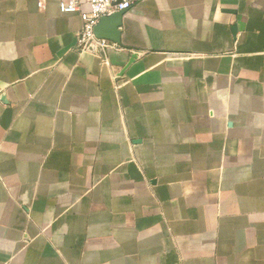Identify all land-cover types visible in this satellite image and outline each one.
Returning a JSON list of instances; mask_svg holds the SVG:
<instances>
[{
    "label": "crops",
    "instance_id": "0c3cea01",
    "mask_svg": "<svg viewBox=\"0 0 264 264\" xmlns=\"http://www.w3.org/2000/svg\"><path fill=\"white\" fill-rule=\"evenodd\" d=\"M81 19L0 0V264H264V0Z\"/></svg>",
    "mask_w": 264,
    "mask_h": 264
},
{
    "label": "built area",
    "instance_id": "2783aa9c",
    "mask_svg": "<svg viewBox=\"0 0 264 264\" xmlns=\"http://www.w3.org/2000/svg\"><path fill=\"white\" fill-rule=\"evenodd\" d=\"M47 0H38V6L45 7ZM64 12H75L83 20V27L78 36L81 52H93L106 58L111 41L96 35L95 27L103 17L131 8L133 0H58Z\"/></svg>",
    "mask_w": 264,
    "mask_h": 264
},
{
    "label": "water",
    "instance_id": "95a60500",
    "mask_svg": "<svg viewBox=\"0 0 264 264\" xmlns=\"http://www.w3.org/2000/svg\"><path fill=\"white\" fill-rule=\"evenodd\" d=\"M125 10L113 13L110 16L103 17L95 27L96 35L111 41H118L120 37L119 26Z\"/></svg>",
    "mask_w": 264,
    "mask_h": 264
}]
</instances>
